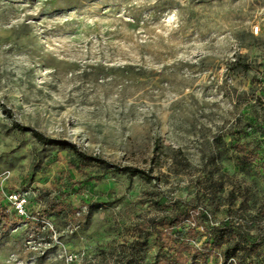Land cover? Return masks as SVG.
I'll return each instance as SVG.
<instances>
[{
  "label": "rangeland",
  "instance_id": "1",
  "mask_svg": "<svg viewBox=\"0 0 264 264\" xmlns=\"http://www.w3.org/2000/svg\"><path fill=\"white\" fill-rule=\"evenodd\" d=\"M186 210L264 264V0H0V264H155Z\"/></svg>",
  "mask_w": 264,
  "mask_h": 264
},
{
  "label": "trees",
  "instance_id": "2",
  "mask_svg": "<svg viewBox=\"0 0 264 264\" xmlns=\"http://www.w3.org/2000/svg\"><path fill=\"white\" fill-rule=\"evenodd\" d=\"M19 130L23 132H29L30 129L27 127L17 125ZM33 135L39 142L44 145H58L63 148H70L76 152L79 162L83 166H89L92 163L104 165L106 164L103 160L98 158H93L87 156L85 153L78 150L75 145L63 142V141H56L50 139L43 134L39 133L38 131H32ZM107 169L111 167H106ZM118 171L123 169H117ZM132 171L134 174H144L142 171H134L131 169H126ZM63 208L59 205H53L51 207V211L53 212H62ZM190 211H182L178 213L176 216L169 217L167 220L160 219L158 221H152L151 227L152 228H165V231H162L158 235V242L160 244V251L161 254L158 256V259L155 264H210V258L215 256L219 258L220 264H245L244 257L246 250L243 249L242 243L240 241H234L238 235H242V232L239 229H233L231 227L226 226V224H221L214 226L212 231L210 232L209 237L203 243V245L199 248L193 246L189 241L184 240L181 237H177L176 233L175 236L173 234L174 227H176L182 217L190 216ZM197 212L193 211L191 213L192 218H196ZM200 226L199 223L188 231L196 230ZM172 230V231H171ZM172 232V233H170ZM252 251L256 248L250 247ZM168 250V253L165 251ZM220 251V255L216 252ZM136 257V253L131 256L129 259L125 261L124 264H128Z\"/></svg>",
  "mask_w": 264,
  "mask_h": 264
},
{
  "label": "built area",
  "instance_id": "3",
  "mask_svg": "<svg viewBox=\"0 0 264 264\" xmlns=\"http://www.w3.org/2000/svg\"><path fill=\"white\" fill-rule=\"evenodd\" d=\"M262 31V26L257 25L254 29V33L258 34ZM10 201L14 205L16 212L25 219H30V214L27 208L28 197L22 193H12L10 195Z\"/></svg>",
  "mask_w": 264,
  "mask_h": 264
}]
</instances>
